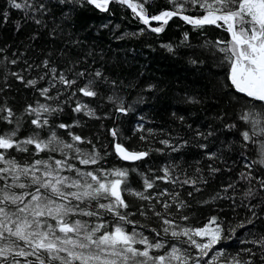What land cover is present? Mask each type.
Instances as JSON below:
<instances>
[{"label": "snow or ice", "instance_id": "snow-or-ice-1", "mask_svg": "<svg viewBox=\"0 0 264 264\" xmlns=\"http://www.w3.org/2000/svg\"><path fill=\"white\" fill-rule=\"evenodd\" d=\"M50 2L4 0L0 24L7 23L15 10L20 16L15 21L17 30L21 21L36 26L33 40L40 29H47L52 37L63 34L64 29L55 20L51 27L46 23ZM113 3L130 10L142 25L133 35H159L170 22L180 26L178 21L190 26L181 33V45L190 46L189 32L204 35L206 26L227 33L226 39L205 38L201 47L211 54L216 67L225 70L218 84L231 96L235 118L225 120L221 113L215 119L225 129L238 131L239 139L234 143L244 149V163L235 179L199 203L229 200L233 212L239 206L247 209L246 214L227 226L215 213L202 225L191 222L187 211L191 203L177 188L188 186L187 196L192 197L203 190L209 177L221 171L215 162L222 155L207 151L204 143L198 147L205 150L202 154L210 161L206 168L198 166L189 174L173 160L159 169L142 171L134 162H145L152 149L126 147L123 141L127 137L119 126L107 129L110 139L101 150L95 141L73 131L81 124L79 118L71 123L54 119L63 113L65 104L73 113L101 119L91 106L92 100L85 97L106 101L111 107L105 116L127 115L133 105L121 95L122 80L99 68L79 67L81 60L73 55L71 47L60 50L62 63L52 60L49 53L39 63L24 60L17 71L7 69L8 64L18 65L21 59L13 53L12 58L0 57L4 61L0 91L9 87L7 79L11 75L38 92L43 102L36 99L19 114L7 102L0 104V124L7 126L0 130V264H264V202L252 203L258 195H264V0H165L167 6L155 12L149 10L152 0H56L55 6H64L61 17L67 20L83 8L110 13ZM65 43L75 46L79 40ZM161 46L173 54L177 47L171 43ZM188 62L195 66L205 61L189 57ZM34 68L35 76L26 78L24 73ZM146 87L155 89L153 84ZM185 102L198 104L201 100L186 96ZM178 119L184 121L183 116ZM25 122L34 127L21 137L18 133ZM136 128L153 133L142 124ZM194 135L207 139L214 132L197 130ZM139 139L148 141L143 134ZM159 143L178 152L189 141L161 139ZM222 147L231 149L232 144ZM249 151L253 152L251 158ZM168 184L173 188L164 186ZM126 195L139 201V206L130 204ZM237 229L246 232L240 244L247 246L230 252L224 242L235 236Z\"/></svg>", "mask_w": 264, "mask_h": 264}, {"label": "trees", "instance_id": "trees-1", "mask_svg": "<svg viewBox=\"0 0 264 264\" xmlns=\"http://www.w3.org/2000/svg\"><path fill=\"white\" fill-rule=\"evenodd\" d=\"M3 4L4 0H0V6ZM55 5L56 0H51V10L46 23L51 27L55 20L64 29L63 34H58L56 37L47 35V29H40L37 38L31 39L36 30V26L31 21H21V27L17 30L15 21L20 19V16L15 10L10 14V20L7 23L0 24V48L5 49L4 52H0V57L7 55L12 58L13 53L21 57L18 65L8 64L7 69L19 70L24 60L28 63L33 61L39 63L49 53L52 60L62 63L60 50L71 47L73 55L81 60L79 67L99 68L106 75L118 81L122 80L124 87L121 95L133 105V109L127 115L110 113L105 116L104 114L109 113L111 107L106 101L85 97L86 101L92 100L91 106L97 110L101 119L88 118L82 113H73L71 107L65 104L63 113L54 117L57 123H71L73 118H79L81 124L74 126L73 131L95 141L101 150H103L102 145L110 139L107 129L114 125L119 126L121 132L127 137L123 141L126 147L137 150L148 147L152 149L149 157L145 158V162L135 163L142 171H147L148 168L159 169L174 160L179 163L181 169L192 174L196 167L203 169L210 163L202 154L205 150L198 147L200 143L206 144L207 151H215L218 155H222V159L215 162V166L221 171L209 177L208 184L203 186V190L194 192L192 197L187 196L188 186L184 189L177 188L191 203V207L187 209L192 216L191 222L195 224L199 221L202 225L210 214L215 213L223 218L224 225L227 226L229 221L244 217L247 209L237 206L233 212L229 206L231 204L229 200H218L208 204L199 203L200 200H206L213 191L219 190L222 184L235 179L244 163L241 157L244 149L238 143H234L239 139L238 131L225 129L223 123L215 119L221 113L225 114V120H228L229 116L235 118L234 102L229 93L221 89L218 84L219 80L223 79L225 70L216 67L211 54L201 47L205 38L210 41H215L217 38L226 39L227 33L215 26H206L204 35L190 31L188 42L190 46H186L180 44L181 33L188 30L190 26L178 21V18L174 20H177L180 26L170 22L166 30L159 35H133L142 25L133 19L130 10L122 9L115 3L110 5V13H99L90 8H83L77 9L72 18L67 20L61 17L64 6ZM160 6H167L165 0H152L149 10L150 12L158 11ZM74 39L79 40L78 45L72 46L70 43H65ZM167 43L177 45L174 54L161 46ZM189 57L203 59L205 62L202 65L193 66L188 62ZM36 71L34 68L31 72H25L24 75L30 78L35 76ZM3 72L4 61L0 59V88L4 84ZM7 83L9 87L0 91V104L7 102L17 114L36 99L43 102V97H40L38 92L24 87L11 75L8 76ZM40 84H46V81H41ZM147 84L155 85V89H147ZM186 96H197L201 103H186ZM179 116L184 117L183 122L178 119ZM137 124H142L145 129H153V133L149 134L147 131L142 133L136 128ZM4 127L7 126L0 124V130ZM33 127L25 122L18 135L21 137L28 135ZM210 129L214 135L208 136L207 139L194 135L197 130L207 133ZM58 131L65 132L63 129ZM141 134L147 136L148 141H141L139 139ZM181 138L188 140L189 143L178 152H171L159 143L161 139H171L176 142ZM225 143H231V149L223 148L222 145ZM82 147L88 146L82 145ZM157 148L165 149V151L157 152L155 151ZM247 155L251 158L253 152L249 151ZM118 163L128 164L122 161ZM156 174L161 173L157 171ZM204 174L207 176L206 171ZM157 183L163 185L162 181ZM164 186L173 188L171 184ZM126 199L130 204L139 206L140 202L134 197L126 195ZM257 202H264V195H258L252 201V203ZM237 203H239V197H237ZM151 222H155V217ZM128 228L130 230L131 225ZM245 235L246 232L243 229H237L235 236L225 241L224 246L230 252L247 246L240 244V239H243Z\"/></svg>", "mask_w": 264, "mask_h": 264}, {"label": "bare ground", "instance_id": "bare-ground-1", "mask_svg": "<svg viewBox=\"0 0 264 264\" xmlns=\"http://www.w3.org/2000/svg\"><path fill=\"white\" fill-rule=\"evenodd\" d=\"M153 23H156V22H153ZM137 162H139V161H137ZM137 162H134V163H137ZM125 163H129V162H125Z\"/></svg>", "mask_w": 264, "mask_h": 264}, {"label": "rangeland", "instance_id": "rangeland-1", "mask_svg": "<svg viewBox=\"0 0 264 264\" xmlns=\"http://www.w3.org/2000/svg\"><path fill=\"white\" fill-rule=\"evenodd\" d=\"M123 162V161H122Z\"/></svg>", "mask_w": 264, "mask_h": 264}, {"label": "water", "instance_id": "water-1", "mask_svg": "<svg viewBox=\"0 0 264 264\" xmlns=\"http://www.w3.org/2000/svg\"><path fill=\"white\" fill-rule=\"evenodd\" d=\"M137 162V161H136Z\"/></svg>", "mask_w": 264, "mask_h": 264}]
</instances>
